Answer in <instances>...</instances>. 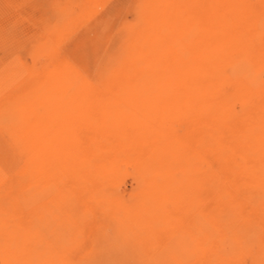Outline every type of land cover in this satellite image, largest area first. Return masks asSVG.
I'll return each instance as SVG.
<instances>
[{
	"label": "rangeland",
	"instance_id": "1",
	"mask_svg": "<svg viewBox=\"0 0 264 264\" xmlns=\"http://www.w3.org/2000/svg\"><path fill=\"white\" fill-rule=\"evenodd\" d=\"M0 264H264V0H0Z\"/></svg>",
	"mask_w": 264,
	"mask_h": 264
},
{
	"label": "bare ground",
	"instance_id": "2",
	"mask_svg": "<svg viewBox=\"0 0 264 264\" xmlns=\"http://www.w3.org/2000/svg\"><path fill=\"white\" fill-rule=\"evenodd\" d=\"M99 123V122H98ZM91 133V132H90ZM155 137V136H154ZM198 137V136H197ZM145 141V140H144ZM88 143V142H87ZM159 143V142H158ZM157 148V147H156ZM187 149V148H186ZM77 150V149H76ZM171 150V149H170ZM78 151V150H77ZM118 151V150H117ZM138 151V150H137ZM185 152V151H184ZM186 153V152H185ZM141 159V158H140ZM145 161V160H144ZM160 161V160H159ZM144 164V163H143ZM30 177V176H29ZM222 177V176H221ZM240 183V182H239ZM252 215V214H251ZM91 226V224H90Z\"/></svg>",
	"mask_w": 264,
	"mask_h": 264
}]
</instances>
